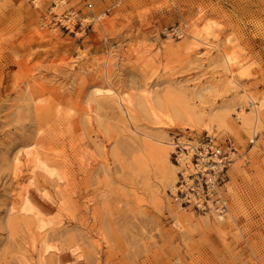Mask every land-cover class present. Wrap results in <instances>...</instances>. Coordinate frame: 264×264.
Returning a JSON list of instances; mask_svg holds the SVG:
<instances>
[{
  "label": "rangeland",
  "instance_id": "1",
  "mask_svg": "<svg viewBox=\"0 0 264 264\" xmlns=\"http://www.w3.org/2000/svg\"><path fill=\"white\" fill-rule=\"evenodd\" d=\"M262 100L264 0H0V264H264Z\"/></svg>",
  "mask_w": 264,
  "mask_h": 264
},
{
  "label": "bare ground",
  "instance_id": "2",
  "mask_svg": "<svg viewBox=\"0 0 264 264\" xmlns=\"http://www.w3.org/2000/svg\"><path fill=\"white\" fill-rule=\"evenodd\" d=\"M182 25H181V30H180V32H179V35H181L180 37H183V36H185V34L187 35V37H189V38H191L193 41H198L199 43H202V44H204L206 47H209V48H215V47H217V48H219L218 50L219 51H221L222 49H221V47L216 43V42H212L211 41V39L210 38H205V37H203V36H201L200 35V30H199V28H197V27H199V25L197 24V25H195V27L194 28H192V29H190V30H187V28L189 27V26H191V23H189L188 22V20H186L185 19V21H183L182 23H181ZM183 32H184V34H183ZM197 42V43H198ZM216 48V49H217ZM223 52V51H222ZM223 54L225 55V57H226V60H227V62L226 63H228L229 64V66L228 67H230L231 69V72H233L234 71V66H233V63L231 62V58L229 57V55H228V53H224L223 52ZM231 56V55H230ZM235 60V59H234ZM235 62V61H234ZM236 66V65H235ZM236 71V70H235ZM233 84V83H232ZM239 86V85H238ZM112 89H113V87H112ZM111 90V89H110ZM114 90V89H113ZM113 90H111L113 93H115L116 94V92L115 91H113ZM118 93V92H117ZM243 93V92H242ZM245 94V93H244ZM121 95V94H120ZM118 96V95H117ZM122 97V96H121ZM250 98V97H249ZM119 100V99H118ZM124 102H123V101ZM122 102L123 103H125V98H124V96L122 97ZM251 101V100H250ZM253 101H255V99H253ZM247 102V101H246ZM127 103V102H126ZM126 103H125V105H126ZM257 105V104H256ZM124 106V105H123ZM126 106H128V105H126ZM257 107V111L259 110V111H263V109H264V101L262 100L261 102H259V104H258V106H256ZM126 108H128V107H126ZM243 110V109H242ZM256 110V109H255ZM257 114H258V112H256ZM242 117V116H241ZM257 117V116H256ZM169 142V141H168ZM26 149V148H25ZM24 154V159H25V161L23 162L22 161V159L20 158V155H18L17 156V162H18V165H21V162H23V163H25V164H27L28 165V167H30V169L32 168V170H34V168H36V167H39V169H40V167L42 168H45V169H47V170H50V169H48L47 167V162H46V164H45V160L43 161V159H42V157L40 156V154L41 153H39V151L37 150V147H35V146H32V147H30V148H28V149H26V151L23 153ZM206 157V156H205ZM22 163V164H23ZM23 166V165H22ZM21 168H23V167H21ZM18 169H19V166H18ZM44 169V170H45ZM15 170H16V168H15ZM51 172H50V174H54V171L53 170H50ZM56 174V173H55ZM32 175V174H31ZM17 179H24V177L25 176H21L20 175V172L19 171H17L16 172V176H15ZM33 177V176H32ZM26 178V177H25ZM29 178V177H28ZM31 179V178H30ZM31 181H29V183H30ZM20 192L18 193V196H17V200H16V202L14 203V205H13V210H23L24 209V211H29V210H31L32 209V205H31V200L29 201V198L27 197V193H28V183L25 185V183L24 182H20ZM51 189V188H50ZM47 192H49V191H47ZM50 192H51V190H50ZM45 193L43 192V195H44ZM46 197H47V195H46ZM16 199V198H15ZM36 214V212L34 211L33 212V214ZM34 214V215H35ZM220 214H221V212H220ZM39 216H41V214L39 215ZM37 217V216H36ZM220 217L222 218L223 217V215H220ZM37 219V220H36ZM35 220H36V223L40 226V227H43L44 226V224H45V222H44V224H43V221H44V219H43V221L41 222V220H42V218L41 217H38V218H36ZM45 244H48V243H45ZM50 247H51V245H49ZM53 246V245H52ZM44 247V246H43ZM48 246L46 245V248H47ZM49 247V248H50ZM45 248V249H46ZM48 249V248H47ZM43 252V251H42ZM42 252H41V257L43 258V254H42ZM45 252V251H44ZM43 252V253H44Z\"/></svg>",
  "mask_w": 264,
  "mask_h": 264
},
{
  "label": "built area",
  "instance_id": "3",
  "mask_svg": "<svg viewBox=\"0 0 264 264\" xmlns=\"http://www.w3.org/2000/svg\"><path fill=\"white\" fill-rule=\"evenodd\" d=\"M89 5L92 6V4H89ZM213 148H214L213 145L207 144L206 147L204 148V150L201 152V154H204V151H208V152L211 151L210 154H212L213 157H216V159L214 160L216 162V166L226 167L231 161V159L229 158V154L223 153L222 149L219 146L215 147V149H213ZM202 157H203V155H202ZM213 171L216 172V170H213ZM207 185H208V183H207Z\"/></svg>",
  "mask_w": 264,
  "mask_h": 264
}]
</instances>
